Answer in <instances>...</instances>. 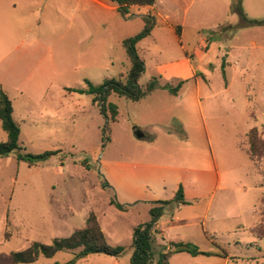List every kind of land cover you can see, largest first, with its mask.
I'll return each instance as SVG.
<instances>
[{
  "label": "rangeland",
  "instance_id": "374dc122",
  "mask_svg": "<svg viewBox=\"0 0 264 264\" xmlns=\"http://www.w3.org/2000/svg\"><path fill=\"white\" fill-rule=\"evenodd\" d=\"M233 3L239 5L245 22L264 20V0H196L187 14V22L200 25L198 32L208 37L209 42L220 45L216 55L209 59L206 76L197 69L198 57L203 52H193L196 32L190 28L185 34L189 43L186 52L180 49L179 38L159 20L155 44L147 39L138 51L145 63V71L139 79L142 90L153 78L158 83L161 81L156 65L178 60L185 53L196 77L206 79L201 81L202 98L222 89L225 78L220 64L223 61L249 68L248 72L236 73L230 93L211 100L214 111L210 114L203 103L204 120L198 107L192 108L189 100L194 97L193 81L185 84L179 99L164 95L169 99H155L151 109H146L143 101L132 102L110 95L108 101L117 106L118 116L109 123L110 141L104 146L101 139L104 118L88 95L79 94L65 109L56 110L48 104L49 112H57L50 117L40 118V108L34 110L33 123L23 118L15 105L13 118L20 128L19 143L23 151L31 154L61 152L33 167L17 162L14 154L0 158V254L23 250L33 241L49 244L53 238L68 237L75 229L83 228L92 213L108 244L123 246L125 250L116 259L88 255L76 264H130L133 230L149 220L150 208L146 211L144 205H136L120 211L110 204L112 198L117 201L115 191L110 185L111 188H104L102 184L107 182L106 163L142 159L211 171L217 169L220 185L224 186L215 192L204 222L206 234L202 231L201 219L191 224L186 222L204 211L202 204L190 201L180 209L171 205L163 219L180 221L170 225V231L166 229L167 235L172 237L170 241L189 242L203 251L218 247L227 258L180 253L172 258L171 264H264V239L250 233L260 220L264 175L256 172L238 145L244 141L249 122L258 127L264 138V25H244ZM114 14L93 8L94 25L105 18L109 22L108 40L103 36V53L106 46L110 63L101 70L73 75L70 82L73 89L84 87L86 79L100 84L105 78L128 73L130 62L117 41L138 33L143 21L135 17L124 23ZM128 15L132 14L128 11ZM100 40V34L94 35L91 46L98 47ZM229 45L241 49L230 51ZM228 53L229 57H225ZM215 56L218 60H214ZM177 81L172 84L176 85ZM247 89L254 97L252 102L245 96ZM253 108L258 109L254 120L248 117L249 109ZM146 123L151 126L147 127ZM162 124L167 125L166 128ZM145 132L147 134H143ZM5 141L6 134L0 125V143ZM150 143V150H142ZM242 144L241 147H245ZM217 210L222 218L219 221L212 217ZM232 216L237 218L230 219ZM157 241L163 245L168 242L160 237ZM72 258V253H58L51 259L40 258L32 264H63Z\"/></svg>",
  "mask_w": 264,
  "mask_h": 264
},
{
  "label": "crops",
  "instance_id": "0c3cea01",
  "mask_svg": "<svg viewBox=\"0 0 264 264\" xmlns=\"http://www.w3.org/2000/svg\"><path fill=\"white\" fill-rule=\"evenodd\" d=\"M195 1L156 0L152 6H131L128 11L132 15L127 19H122L116 10V5L110 0H0V90L11 101L12 115L15 113L16 105L22 117L31 123L36 118L33 115L34 110L39 108L40 118L50 117L57 109H65L68 103H72L79 95L68 90L73 89L70 83L73 75L86 70H101L103 67H108L110 61L106 46L103 53V36L105 41L108 40L109 22L105 18L94 25L93 8L115 13L114 15L124 23L147 14L155 18V25L150 35L136 44L137 53L139 47L145 43L143 41L151 39L150 41L155 44L154 35L158 20L161 25L168 27L171 33L173 32L179 38L180 49L184 52L189 46L185 38L187 28L194 30L196 45L193 47V52L195 54L203 52L198 57L197 69L206 76L207 66L210 65L209 59L216 55L220 45L209 42L208 37L201 35L198 32L200 25L187 22V14ZM99 34L101 40L98 45H100L93 48L91 46L93 36ZM124 39L120 38L117 41L121 47ZM203 48L207 49L202 51ZM227 49L236 51L241 47L229 45ZM252 49H257V47H252ZM185 54L178 60L173 59L155 67L156 74H159L161 80L158 83L160 86L165 84L175 86L172 84L173 81L178 80L177 83L180 80L184 81L177 95H170L166 90L157 88L136 102L143 101L146 109H151L152 104L156 102L155 99H169L164 95L179 99L185 84L193 81L194 97L189 100L192 108L198 107L199 115L204 120V104L209 114L214 111V104L211 100H216L220 94L230 93L236 73L248 72L249 68H239L235 63L223 61L220 64L223 65L225 78L222 89L202 98L200 95L201 81L206 79L196 77ZM225 57H229V53ZM214 58L218 60L216 56ZM245 92H247L245 96L248 102H252L254 97L248 89ZM81 95L84 94L79 96ZM50 103L56 109L53 113L48 111ZM193 111L195 113V110ZM248 112V117L254 120L258 109H249ZM146 124L147 127L151 126V123ZM161 126L166 128L167 125L162 124ZM182 126L187 125L182 123ZM253 127L258 128L253 123L246 124L245 134ZM147 145V148L142 150L152 148L151 143ZM106 166L105 176L108 184L115 191L118 203L131 204L128 209L136 205H144L148 211L149 202L171 200L181 185L186 203L193 201L205 206L202 213L196 215L197 217L187 219L186 222L191 224L201 219L202 231L206 234L204 222L208 217L215 192L224 188L220 185L221 180L217 169L211 171L142 159L118 160L106 163ZM183 206L180 205L178 209ZM212 217L216 221L222 219L219 210L214 211ZM163 218L164 215L156 224V229L159 231L158 237L170 242L172 237L167 235L166 229L170 231V225H176L180 221L175 218L166 222ZM234 218L237 217L232 216L230 219ZM236 227L239 228L240 225ZM176 238L184 240L185 237ZM176 255L178 254L170 258L169 264Z\"/></svg>",
  "mask_w": 264,
  "mask_h": 264
},
{
  "label": "trees",
  "instance_id": "16d2710c",
  "mask_svg": "<svg viewBox=\"0 0 264 264\" xmlns=\"http://www.w3.org/2000/svg\"><path fill=\"white\" fill-rule=\"evenodd\" d=\"M116 5L118 14L127 19L128 9L131 6H152L156 0H110ZM244 25H264V20L245 22L242 17L241 9L232 4ZM143 28L133 36L127 37L122 41V47L130 62V68L126 76L122 74L116 78H106L100 84H93L89 80H84V87L78 89H68L69 91L84 94L91 97V102L95 105L104 118V125L101 130L102 144L108 143L109 123L114 122L118 116L117 106L108 101L110 95L115 94L126 98L129 101L136 102L157 88L166 90L170 95H177L178 90L184 81H179L175 86L165 84L160 86L153 78L142 90L139 85V79L144 73V61L139 57L136 44L150 35L154 25L155 18L150 15L141 16ZM244 21V22H243ZM222 75L224 76L223 65ZM13 109L10 99L0 90V125L6 134V141L0 143V158L9 154H14L17 162H24L28 167L36 166L39 162L50 156L60 153V150L47 151L42 154L25 153L19 143L20 128L12 115ZM245 144V147L243 144ZM242 144V145H241ZM239 148L245 152L249 160L255 167L259 175H264V138H261L260 132L256 127L251 128L245 134L244 141L238 144ZM104 188H111L105 181ZM260 220L259 223L251 228L250 233L258 239H264V198L260 200ZM110 204L120 211H126L131 204H120L114 198L110 199ZM183 188L179 185L174 197L167 201L149 202L150 209L149 220L137 225L132 233V255L130 264H169L170 258L179 253H186L192 257H226V253L217 247V250L203 251L196 245L189 242H167L165 245L159 243V231L156 229L158 220L164 215L166 209L175 205H185ZM260 230V231H259ZM163 240V238H161ZM125 248L123 246H111L101 230L96 217L90 213L85 220L83 228L75 229L68 237L53 238L49 244L37 241L31 242L25 249L12 251L8 254H0V264H32L40 258L51 259L58 253H72L73 258L63 264H76L79 259L88 255H105L112 258H118ZM77 251V252H75ZM75 252V253H73ZM60 264V263H54Z\"/></svg>",
  "mask_w": 264,
  "mask_h": 264
}]
</instances>
